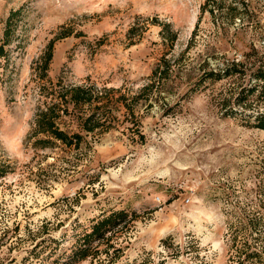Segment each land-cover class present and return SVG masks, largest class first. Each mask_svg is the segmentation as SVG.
<instances>
[{"label": "rangeland", "instance_id": "rangeland-1", "mask_svg": "<svg viewBox=\"0 0 264 264\" xmlns=\"http://www.w3.org/2000/svg\"><path fill=\"white\" fill-rule=\"evenodd\" d=\"M15 10L0 57V264H66L75 237L118 210L137 217L74 264H237L242 247L264 253V131L239 115L264 113V101L235 104L264 66V0H0V40ZM163 62L169 76L140 94ZM232 64L242 72L206 77ZM87 78L133 103L135 118L117 105L79 149L35 147L47 80Z\"/></svg>", "mask_w": 264, "mask_h": 264}, {"label": "trees", "instance_id": "trees-1", "mask_svg": "<svg viewBox=\"0 0 264 264\" xmlns=\"http://www.w3.org/2000/svg\"><path fill=\"white\" fill-rule=\"evenodd\" d=\"M234 7L233 3H229L227 7V13L231 18L237 15V12H235L237 8ZM19 14V10L10 11L5 21L0 40V57L5 56L4 47L11 44L14 39L15 21ZM169 28L168 24H162L160 33L163 39L170 40L173 43L176 37ZM52 46L53 43H49L47 46L42 64L43 72L47 71L52 59ZM238 67L237 64L227 65L225 68L209 71L206 77L220 79L242 72ZM170 69L171 67L166 62H163V64L158 63L152 71L151 78L153 82L142 87L140 94L151 93L156 84L159 85L160 81L169 76ZM250 79L254 83L242 89L236 99V105H243L250 98L252 101H264V66H259L251 72ZM47 81V86L41 92L44 100L38 106L34 116L33 128L29 134L30 137L35 138L33 142L35 147L48 149L61 144L69 149H79L83 143L84 134L92 133L98 129H108L111 126V109L117 105L124 109L126 118H135L133 103H128L123 95H119L113 100L109 94L111 89H107L104 84L99 87L98 84L90 82L88 78L77 85H64L60 81L54 83L50 80ZM155 81H157L156 84ZM237 113L236 110L228 109L225 111V115L229 117H236ZM239 115L249 127L264 131V113L246 114L240 112ZM138 137L139 141L144 140L142 134L139 133ZM8 167L7 163L0 160V177L7 173ZM261 209L264 214V204H262ZM136 217L135 212L118 210L111 211L92 222L89 229L75 237L66 264H74L97 255V244L112 233L117 225L123 222H132ZM249 224L254 227L256 222L250 220ZM242 248L237 251V264H264V253L262 251L254 247Z\"/></svg>", "mask_w": 264, "mask_h": 264}]
</instances>
